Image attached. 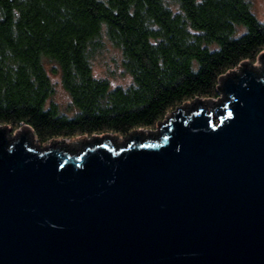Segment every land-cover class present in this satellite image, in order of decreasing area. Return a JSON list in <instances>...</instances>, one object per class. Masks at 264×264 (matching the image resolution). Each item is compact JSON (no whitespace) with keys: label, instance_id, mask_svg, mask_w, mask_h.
Returning <instances> with one entry per match:
<instances>
[{"label":"water","instance_id":"95a60500","mask_svg":"<svg viewBox=\"0 0 264 264\" xmlns=\"http://www.w3.org/2000/svg\"><path fill=\"white\" fill-rule=\"evenodd\" d=\"M219 93L126 138L0 125V264H264V50Z\"/></svg>","mask_w":264,"mask_h":264},{"label":"trees","instance_id":"16d2710c","mask_svg":"<svg viewBox=\"0 0 264 264\" xmlns=\"http://www.w3.org/2000/svg\"><path fill=\"white\" fill-rule=\"evenodd\" d=\"M105 41L120 51L125 86L93 73ZM263 50L264 19L249 0H0V125L30 127L39 144L131 136L219 97L220 76ZM49 72H59L64 107Z\"/></svg>","mask_w":264,"mask_h":264},{"label":"rangeland","instance_id":"374dc122","mask_svg":"<svg viewBox=\"0 0 264 264\" xmlns=\"http://www.w3.org/2000/svg\"><path fill=\"white\" fill-rule=\"evenodd\" d=\"M249 1L251 2L252 10L257 15V17L261 20L264 19V0H249ZM256 62L257 60L254 63ZM46 67L47 69H49L50 65L47 64ZM92 70L96 76L107 78L110 81V83L114 86L115 85L125 86L126 84L130 82V79H131L130 76L124 71L121 65V56H120L119 49L115 48L107 41H105L103 47L99 51H97L96 54L93 56ZM49 74L51 76V80L53 81L55 85L53 99L57 101L62 107H64L66 102L68 101V97L60 85L59 72L58 73L49 72ZM155 128L147 129V130H155ZM118 136L120 138L127 137L124 135H118ZM33 137H34V140L39 143V141L35 138L34 135ZM86 137L87 136H76L73 138H56L54 140H56L57 142H61L62 139L78 140V139L86 138ZM50 141L51 140L43 144L49 145Z\"/></svg>","mask_w":264,"mask_h":264}]
</instances>
